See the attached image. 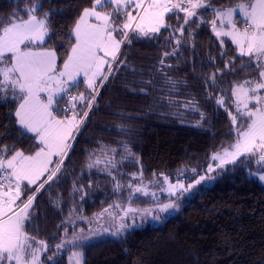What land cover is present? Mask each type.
<instances>
[{
	"label": "trees",
	"instance_id": "trees-1",
	"mask_svg": "<svg viewBox=\"0 0 264 264\" xmlns=\"http://www.w3.org/2000/svg\"><path fill=\"white\" fill-rule=\"evenodd\" d=\"M31 2L0 0V28L9 24L13 13L26 18L24 10ZM205 2L211 7L201 10L196 23L183 35L174 31L183 23L182 12L179 19L171 15L167 21L170 27L159 34H131V42L122 45L118 56L123 63L114 65L103 85H96L94 107L71 140L68 155L62 157L58 177L36 194L30 209L29 233L49 246L41 256L42 264H70L71 250L81 253L82 264H264V185L249 174L264 171V165L257 163L258 156L239 157L223 168L216 166L211 183L192 189L179 199L176 211L156 224L134 218L133 225L128 224L131 227L116 236L106 233L84 242L65 243L58 253L55 248L69 231L83 224V218L95 216L117 198L120 203L129 201L128 184L141 186V175L147 192L165 176L170 180L181 175L191 178L206 170L212 153L236 139L228 111L216 100L225 96L228 105L232 86L256 80L259 69L254 60L240 56L228 38H223L222 46L207 23L213 19L214 9L243 0ZM91 3L40 0L37 14L51 12L52 31L43 47L57 52L58 64L73 41L70 33L76 19ZM201 18L205 20L202 24ZM174 49L175 54L165 56ZM76 89L78 94L87 92L82 82ZM18 102L10 93L0 98V148L33 153L39 144L17 124ZM65 107L64 102L59 104L57 116H65ZM86 110L77 108L81 114ZM109 158L116 164L108 166L112 175L105 171ZM97 159L101 163L89 168ZM117 183L122 185L119 192L114 190ZM38 185L29 186L22 200ZM159 196L158 200L169 198ZM131 201L143 205L155 199L150 193H136ZM54 253V259L48 260Z\"/></svg>",
	"mask_w": 264,
	"mask_h": 264
},
{
	"label": "snow or ice",
	"instance_id": "snow-or-ice-1",
	"mask_svg": "<svg viewBox=\"0 0 264 264\" xmlns=\"http://www.w3.org/2000/svg\"><path fill=\"white\" fill-rule=\"evenodd\" d=\"M133 6L137 9L135 15L129 11ZM40 7V0H32L31 6L24 10L26 19L13 13L9 24L0 28V63L8 65L0 68V98H6L10 93L14 100L20 101L15 110L16 122L27 132L34 133L41 145L31 155H26L23 151L11 152L7 146L0 148V264H42V252H46L49 246L46 241L29 233L27 224L32 216L29 210L33 207L36 194L58 177L63 159L55 162L52 157L68 155V149L72 147L68 141L75 139V134L80 131L94 107L98 94L96 85H103L112 74L114 65L123 63L118 56L122 54V45L131 42L130 35L138 33L148 37L150 34H159L161 29L170 27L167 23L169 17L176 15L179 19L181 12L184 14L183 23L174 31L183 35L187 27L196 23L201 10H207L211 4L205 0H92L91 6L83 8L71 29L70 39L74 38V43L70 45L62 69L57 65V52L43 47L52 31L51 12L38 15ZM213 12L214 18L207 23L211 24L212 32L220 39L221 45L225 43L224 37L230 38L240 56H247L249 61L254 60L259 69V77L232 86L231 92L235 97L238 115H233L231 111L228 114L233 125L239 124L235 128L236 139L228 147L214 153L211 158L219 161V168H223L225 164L236 163L239 157L258 156L257 163L264 165V96L258 94L260 90H264V0H243L235 6L217 8ZM237 12L243 17L240 21L237 20ZM125 13L126 20L120 23V17ZM91 18L96 22H90ZM204 22L201 18L200 23ZM239 23L244 25L242 30ZM2 24L3 20H0V25ZM176 43L179 45L181 41L177 40ZM175 52L176 49L172 53L166 52L165 56ZM6 54H10V59ZM81 76L87 89L92 90L91 95L87 92L72 95L73 90L81 83L78 79ZM210 79L215 82L214 75ZM42 93L46 94V100L42 98ZM252 101L255 104L249 107ZM61 102L67 105L63 109L66 117L69 111L72 112L70 118H57V108ZM216 103L225 107L227 101L221 96ZM78 107H86L87 110L81 114L77 111ZM125 150L129 155L132 154L127 147ZM10 152V155H5ZM52 163L56 164L54 169L49 167ZM99 163L101 161L97 159L88 167ZM109 165L111 168L116 166L112 158L107 160L105 167V171L112 175ZM212 170V165L209 164V171ZM46 173L47 178L42 180ZM132 176L133 180L137 179L135 173ZM139 178L141 186L134 187L131 182L128 184L131 189L128 196L130 202L136 193L148 194L142 175ZM205 178L201 176L187 188L183 184H170L167 176L164 177V182L169 185L170 195H174L177 187L188 191ZM259 179L264 181V173L259 175ZM38 181L40 183L32 195L22 201L29 186L37 185ZM121 188L122 185L117 183L114 190L119 192ZM153 197L155 198V194ZM177 207V204L170 202L160 205L159 210L164 212ZM113 208H121V205L111 204L97 215L108 213L115 219L110 211ZM123 212L124 216L139 213L141 216L151 215L155 220L161 219L149 209L128 207ZM119 219L123 221L124 217ZM128 227L131 225L121 223L111 235L116 236ZM104 231L107 232L108 229ZM72 242L61 239L55 245L57 253L65 243ZM55 255L56 253L49 256L48 260H53ZM79 255L74 253V256Z\"/></svg>",
	"mask_w": 264,
	"mask_h": 264
},
{
	"label": "rangeland",
	"instance_id": "rangeland-1",
	"mask_svg": "<svg viewBox=\"0 0 264 264\" xmlns=\"http://www.w3.org/2000/svg\"><path fill=\"white\" fill-rule=\"evenodd\" d=\"M236 5V4H235ZM233 5V6H235ZM227 8V7H226ZM129 11H131L133 13V15L136 14L137 12V9L133 6L129 9ZM237 14H239L237 12ZM236 14V15H237ZM126 17H127V13H125L123 16L120 17V23H123L124 20H126ZM27 18V17H26ZM24 18V19H26ZM214 18V17H213ZM241 20L243 19V17H238L237 20ZM90 22L92 23H95V19L94 18H91L90 19ZM217 23L219 24V21H217ZM7 26V25H6ZM239 26V25H238ZM240 27V26H239ZM241 28V27H240ZM211 29H212V26H211ZM242 30V29H241ZM136 35H139L138 33ZM228 38V37H227ZM230 40V38H228ZM231 41V40H230ZM72 43H74V38H73V41ZM235 46V45H234ZM236 47V46H235ZM47 49H51V48H48L46 47ZM237 49V48H236ZM53 50V49H52ZM70 51V46H69V49H68V52ZM237 52H238V49H237ZM239 53V52H238ZM68 54V53H67ZM6 57H8L10 59V54H6ZM65 59H67V55L65 57ZM64 59V60H65ZM63 60V61H64ZM57 65L62 69L63 67V62L61 64H58V56H57ZM8 65L4 64V65H0V68H4ZM78 79L83 80V77H79ZM244 81H241L239 83H243ZM82 84L84 85L85 89L87 90V92L89 93H92V90L91 89H87V86L82 82ZM78 89H74L73 90V93L75 95H78ZM77 92V93H76ZM259 95L261 96H264V90H260ZM221 97V96H220ZM219 97V98H220ZM226 100V97L223 96ZM229 104L225 106V108L227 109L228 113L229 111L232 112L233 115H238V113L236 112V103H235V97L232 96V92H231V98L229 99ZM255 104V101H252L250 102L249 104V107H252L253 105ZM67 107V105H66ZM241 111H243V108H241ZM72 116V112H70L67 117L64 116L62 117V119H66V118H70ZM237 125H234V128H236ZM35 138V137H34ZM36 140V138H35ZM37 141V140H36ZM70 141H68V143H70ZM235 142V140H234ZM233 142V143H234ZM38 143V141H37ZM39 144V143H38ZM231 145V144H230ZM229 146V145H228ZM226 146V147H228ZM39 147H41V145H39ZM38 147V148H39ZM224 147V148H226ZM38 148L36 150H38ZM223 149V148H222ZM221 149V150H222ZM35 150V151H36ZM221 150L219 151H216V152H220ZM214 152V153H216ZM212 153V155L214 154ZM26 154V153H25ZM34 154V153H33ZM26 155H31V153H28ZM211 155V157H212ZM62 159V157H58V156H53L52 157V160L55 161V162H59V160ZM219 163V161H215V160H212V158L210 159V164L212 165V168L213 170L216 168L217 164ZM49 167L50 168H55L56 167V164L55 163H52V164H49ZM212 170V171H213ZM212 171H209V165L208 167L206 168L205 171H202L201 173L197 174V175H192L191 178H189L190 176L188 175H181V176H178L176 177L174 180H170V178H168V181L170 184L172 185H179V184H183L185 188H187V186L189 184H194L195 180H198L201 176H204L206 177L205 180H203L200 184H197L195 185V187H197L198 185H204V184H207V183H211V179H208V177H212ZM264 173V171H261V170H257V171H252L250 172V176L256 178L257 180L260 181L259 179V175ZM47 175L48 173L45 174L46 178H47ZM44 176V177H45ZM45 178V179H46ZM42 179V178H41ZM43 180V179H42ZM144 182V181H143ZM263 185H264V181H260ZM40 181L37 182V184H39ZM141 184V183H140ZM168 187L169 185L167 183L164 182V177L161 181V183H158L155 186H153V188H151L150 190L148 189V192L147 193H150V196L153 197V194H155V201L151 202V203H145L143 205L141 204H136L134 203V201H127V199H125L124 201H121V203L119 202V199H115V202L114 203H118L121 205V208H113V209H110V211L113 213V215L116 217L115 219L113 218V216H110L108 213H104L103 215L101 216H98L97 214H100L102 211H100L99 213H97L95 216H89L87 218H83L82 219V222L83 224H80L77 228L73 229L72 231H69L67 234H66V238L65 240L69 241H73L72 243H76V242H84V241H88V240H91V239H95V238H98L100 237L102 234H111L112 231H115L116 228H118L120 226L121 223H125V224H132L131 220L133 219V216L135 218H142L144 220H147L148 222L152 223V224H156L158 222H160L163 218L167 217L169 214L173 213L174 211H176V209H178L181 205L179 199L182 200V197H184L185 195H187L192 189H189L188 191H184L183 189L177 187L174 191H175V194L174 195H170L169 191H168ZM146 189V188H145ZM161 189H164L163 191ZM147 190V189H146ZM145 190V191H146ZM142 194V193H141ZM167 195L169 198L167 199H164V200H158V198L160 197L159 195ZM134 196V195H133ZM159 196V197H158ZM23 201V200H22ZM26 201V200H24ZM170 202H173L175 204L178 205L177 208H173V209H168L167 211H164V212H161L159 210V206L160 205H163V204H167V203H170ZM128 207H131V208H136V209H140V210H143V209H149L152 211V213L154 215H159L161 217V219L159 220H155L153 219V217L151 215H145V216H141L139 213H129L127 216H124V212H123V209L125 208H128ZM30 211V210H29ZM119 217H124L123 221H121L119 219ZM126 219H129L130 221H127ZM127 222V223H126ZM133 225V224H132ZM130 228V227H128ZM105 229H108L107 232H105L104 230ZM127 229V228H126ZM125 230V229H124ZM124 230H122L121 233L124 232ZM74 253H77L76 250H71V258H70V264H82V255L81 253H79V257L77 256H74ZM43 254V252H42ZM42 256V255H41Z\"/></svg>",
	"mask_w": 264,
	"mask_h": 264
},
{
	"label": "crops",
	"instance_id": "crops-1",
	"mask_svg": "<svg viewBox=\"0 0 264 264\" xmlns=\"http://www.w3.org/2000/svg\"><path fill=\"white\" fill-rule=\"evenodd\" d=\"M236 17H237V19H238V17H240L239 14H237ZM240 20H241V18H240ZM240 20H238V21H240ZM7 25H8V24H7ZM238 25L241 27V29H243L244 25H243L242 23H239ZM224 38H227V37H224ZM41 96H42V98H44V99L46 100V94H43V93H42ZM19 103H20V101L18 102V105H19ZM18 105H17V107H18ZM17 107H16V108H17ZM54 114H55V113H54ZM57 118H58V119H62V117H60V116H57ZM24 130L27 131L26 129H24ZM28 133H30V132H28ZM30 134H32V135L35 137V134H34V133H30ZM17 151H19V150H17ZM14 152H15V151H14ZM33 153H34V152H33ZM33 153H31V154H33ZM26 154H27V153H26ZM43 178H44V177H42V179H43ZM24 183H26V182H24Z\"/></svg>",
	"mask_w": 264,
	"mask_h": 264
}]
</instances>
